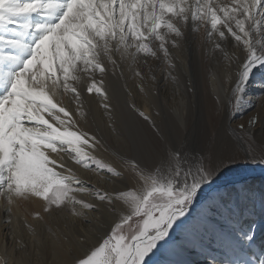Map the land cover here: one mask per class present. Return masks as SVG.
Here are the masks:
<instances>
[{"label":"snow or ice","instance_id":"obj_1","mask_svg":"<svg viewBox=\"0 0 264 264\" xmlns=\"http://www.w3.org/2000/svg\"><path fill=\"white\" fill-rule=\"evenodd\" d=\"M189 33L199 36L221 70L218 75L210 64L206 79L216 107L229 117L223 134L195 125L189 134L184 121L175 134H165L152 105L142 109L131 99L127 82L126 106L155 139L133 126L121 132L108 77L126 79L127 72L147 101L159 96L160 67L186 109L177 69ZM257 74L264 77V0H0L5 255L9 242L13 253L28 248L25 230L33 246L43 245L30 220L44 222L55 212L67 216L63 229H47L49 239L68 251L83 249L73 264H257L240 255L253 246L254 225L240 228L236 220L241 193L250 201L254 194L224 180L240 164L264 167V115L256 110L259 97L248 94ZM183 87L194 91L191 80ZM86 94L134 153L117 154L119 165L98 155L108 147L97 132L85 130ZM171 111L178 114L176 107ZM237 113L242 122L234 124ZM70 162L104 183L82 180ZM30 200L40 209L22 213ZM258 203L264 214V192ZM258 264H264V249Z\"/></svg>","mask_w":264,"mask_h":264},{"label":"bare ground","instance_id":"obj_2","mask_svg":"<svg viewBox=\"0 0 264 264\" xmlns=\"http://www.w3.org/2000/svg\"><path fill=\"white\" fill-rule=\"evenodd\" d=\"M202 31V30H201ZM205 45H202L199 42V36L193 37L191 33H189L188 44L186 50L181 53V59L184 61L182 69L178 65L177 73L179 74L181 80V91L184 93L183 99L187 102V108L185 109L180 105L181 97H173V93L171 90L168 92V89H171L167 86L163 80V73L160 67H157L156 75L159 81L158 97H149L144 107L147 108L148 104H151L152 107L150 109L152 113L153 119L156 123L164 130V133L167 134L170 130L175 134L177 132V124L180 121H184L187 124V128L189 133L193 131V126L195 125L199 129L206 128L209 134L213 132H219L221 135L224 132V129L227 127L228 116L226 118V122H221V115L226 113L224 109H218L215 105L211 93V87L206 79L208 68L210 64L214 68V70L219 74H221V70L219 66L209 60V57L205 55ZM153 64H156L155 61H152ZM258 75V74H257ZM126 79H119L108 77L107 86L109 90V94L112 98V103L116 109L117 116V128L124 132L126 126H133L143 136L146 138L155 139L153 136V132H150L147 135L146 129H151L146 122L139 120L134 114H132L127 106L126 101L129 99L126 92L123 89V85L125 82L128 83L129 87L132 89L133 96L131 99H134L136 104L139 106L137 98L139 97L137 94V90L134 87L132 80L128 77L127 72L125 73ZM258 78V76H257ZM257 78L254 79L253 84L257 83ZM191 80L192 88L194 91L187 92L185 91L183 85ZM261 80V76L259 77V81ZM262 81V80H261ZM252 84V85H253ZM250 86L249 96L258 97L261 95V92L257 90L254 92L255 88ZM217 90L220 93L222 101L226 104V96L225 93L220 89L219 84H217ZM145 99V97H143ZM139 99V98H138ZM65 103H67V99H65ZM85 106L90 109L89 115V124L86 126L85 130L91 129V131L97 132L102 138L105 145L108 147V152L101 151L98 155L102 156L105 160L113 162L116 165L120 164L119 155H133L130 150H128V141L124 135H116L111 132V130L106 126L107 119L103 115V110L98 106V103L91 97L85 95ZM141 106V105H140ZM142 107V106H141ZM176 107L178 109V114L176 112H172L171 109ZM264 109V108H263ZM160 111L161 115L156 116L155 112ZM262 115H264V110H258ZM200 115L203 126H199L202 124L197 123L196 115ZM225 115V114H224ZM240 118V114L237 113L233 118V123L236 124V120ZM246 118V117H245ZM205 119V120H203ZM224 119V117H223ZM242 122V121H241ZM240 123V122H239ZM199 126V127H198ZM181 132L183 130H180ZM129 153V154H128ZM254 165H257L258 171L255 170ZM251 168V171L245 170L241 164L234 168L236 173H240V176L249 172V179L246 181H240L235 184V186L239 189H247L249 194H254V201H250L244 199V194L238 198V208L236 212V220L237 226L240 228L247 229L249 224L254 225L255 232V240L258 242L253 244L255 245V249L251 248L250 251H246V255L248 257L257 255L259 258L261 250L264 249V214H261L258 198L262 192H264V167H261L258 164H254ZM70 166L74 169L76 174L82 179L91 184L104 183L100 181L99 177L94 173L86 171L85 169L71 164ZM106 187H113L112 184H106ZM115 186H119L118 184ZM231 188V187H230ZM235 195V194H234ZM255 202V207L253 208V203ZM41 204L39 201L30 200L28 202H23L20 211L23 213L25 209L28 212H32L35 210H39ZM16 209H13V222H16ZM67 213H53L51 216H46L44 222H35L31 221L36 225L37 233L39 236H43L45 243L39 246H33L31 243L30 237L26 234V230L23 233V239L29 242L28 248L24 251L17 250L15 253L12 251L11 242H9L8 253L5 255L4 252V244H3V225H0V261L3 259H8L9 264H12L13 261L20 262V264H73V261L76 257L80 256L83 252V249L79 246L72 247L71 251H68V246L65 245L63 248L58 246H54L53 243L49 239V233L47 231L48 228H51L53 231H56L57 228L63 229L65 218ZM4 218V204L0 201V219ZM263 238V239H262ZM242 254V253H241ZM245 254V252H244ZM242 254V255H244ZM245 255V256H246ZM256 257V256H255ZM194 260L200 259V257H193ZM246 259V258H245Z\"/></svg>","mask_w":264,"mask_h":264},{"label":"rangeland","instance_id":"obj_3","mask_svg":"<svg viewBox=\"0 0 264 264\" xmlns=\"http://www.w3.org/2000/svg\"><path fill=\"white\" fill-rule=\"evenodd\" d=\"M257 76H258V78H257ZM255 78H257L256 80H257V83H255V84H253L252 85V87L253 88H255V90H254V92H256L257 90H259L260 92H262V91H264V77H261V80L259 81V77H260V75L258 74ZM168 89V92L171 90V89H169V88H167ZM138 92V91H137ZM171 92H172V90H171ZM139 97V99L137 98V100H138V102H142V103H139V107H141L142 109H145V105L146 104H144L145 102H146V99H144L143 98V96H141L139 93L137 94ZM256 97V96H255ZM259 97V99L256 101V103H257V105H258V108L256 109V110H264L263 108H264V96H262V95H260V96H258ZM149 100V99H148ZM144 102V103H143ZM141 105V106H140ZM151 112V111H150ZM133 114V113H132ZM152 114V113H151ZM225 114V115H224ZM227 112L226 113H223L222 115H221V122H226L227 120H226V118H227ZM196 117H197V123L198 124H200L201 122H202V120H201V118H199L200 117V115L198 114V115H196ZM223 117H224V119H223ZM226 117V118H225ZM246 117V118H245ZM228 119H229V117H228ZM244 119L246 120L247 119V116L245 115L244 116ZM203 120H205V119H203ZM242 120H241V118H239V119H237L236 120V122L237 123H239V122H241ZM227 123V122H226ZM203 122H202V124H200L199 126H203ZM198 126V127H199ZM194 130V129H193ZM146 131H147V135H149V133L150 132H152V130L151 129H146ZM142 134H143V132H142ZM189 134H191V133H189ZM128 148V150H129V147H127ZM129 154V153H128ZM254 164H246V163H244V164H241V166L245 169V170H248V171H251V168H252V166H253ZM254 168H255V170L256 171H258V167H257V165H254ZM235 169H236V167H235ZM247 179H249V172L247 173H245V174H243V175H241L240 176V173L238 174V173H236L234 170L232 171V172H229L228 174H227V176L224 178V180L225 181H227L228 182V186L229 187H232L233 185H235L237 182H240V181H246ZM27 234V233H26ZM28 235V234H27ZM263 239V238H262ZM258 242V240H255L254 241V243H255V245H256V243ZM253 243V244H254ZM255 245H253V248L255 249ZM248 252V251H247ZM247 252H245V254L244 253H242V254H244V255H242V254H240L244 259L246 258V260L247 259H252V260H254V261H257V264H258V259L260 258V256H259V258L257 257V255H253V256H249L248 257V255H246V253ZM246 255V256H245ZM256 256V257H255Z\"/></svg>","mask_w":264,"mask_h":264}]
</instances>
